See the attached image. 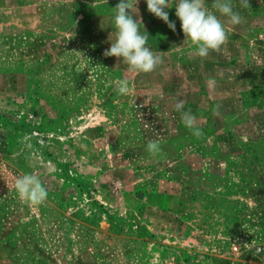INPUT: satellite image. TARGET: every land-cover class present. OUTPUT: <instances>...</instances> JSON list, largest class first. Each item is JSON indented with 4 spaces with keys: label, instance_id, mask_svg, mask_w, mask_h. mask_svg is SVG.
Here are the masks:
<instances>
[{
    "label": "crops",
    "instance_id": "0c3cea01",
    "mask_svg": "<svg viewBox=\"0 0 264 264\" xmlns=\"http://www.w3.org/2000/svg\"><path fill=\"white\" fill-rule=\"evenodd\" d=\"M118 2L0 0V34L10 33L14 24L63 34H80L83 26V34H95L101 41L103 60L116 72V80L108 84L117 87L118 80L129 81V94L115 100L117 110L92 113L82 144L69 145L67 178L60 173L59 160H54L50 177L61 190L70 188L69 197L80 204L74 208L77 215L94 217L87 208L98 204L117 230L158 237L153 245L159 264H215L209 257L193 260L186 254L207 247V240L184 217L181 200L192 197L191 189L205 181L202 173L209 166L218 197L226 184H264V0H249L250 8L231 0L244 18L240 25L216 13L228 39L207 58L197 56L195 46L184 41L176 0H169L165 9L175 32L148 12L146 0L137 5L132 0L133 19L141 21L140 32L148 35L146 46L163 58L150 73L131 72L116 57L103 55L116 39L113 9ZM212 2L205 0L215 11ZM178 100L196 117L200 138L182 123L175 110ZM150 140L160 143L155 156L146 149ZM261 195L264 198V191ZM243 198L253 199L247 192ZM90 199L94 203L86 202Z\"/></svg>",
    "mask_w": 264,
    "mask_h": 264
},
{
    "label": "rangeland",
    "instance_id": "374dc122",
    "mask_svg": "<svg viewBox=\"0 0 264 264\" xmlns=\"http://www.w3.org/2000/svg\"><path fill=\"white\" fill-rule=\"evenodd\" d=\"M83 33V26L80 34H63L14 24L0 34V264H159L158 237L117 230L98 204L88 205V216L95 215L86 220L75 213L80 204L70 188L61 190L50 177L59 160L67 178L69 145L82 144L91 114L118 106L117 87L108 84L116 72L96 35ZM211 168L192 197L181 200L184 217L207 240L186 254L215 264L264 262V184H222L218 197ZM26 173L47 189L43 204L20 200L14 181ZM245 192L253 199H244Z\"/></svg>",
    "mask_w": 264,
    "mask_h": 264
},
{
    "label": "clouds",
    "instance_id": "9594fccd",
    "mask_svg": "<svg viewBox=\"0 0 264 264\" xmlns=\"http://www.w3.org/2000/svg\"><path fill=\"white\" fill-rule=\"evenodd\" d=\"M146 4L149 13L175 32V22L170 21L169 14L165 11L170 8L169 0H146ZM240 4L244 8H250L249 0H240ZM211 7L215 11L206 7L205 0H176L175 3V15L181 23L184 41H190L196 48L195 54L201 58H207L210 52H219L228 39L225 26L217 12L220 16L227 17L228 23L233 26L244 22L240 13L234 11L231 0H213ZM132 9V0H119L113 9L116 39L110 43V48L106 49L103 55L116 57L126 64L131 72L150 73L163 63V58L146 46L148 35L141 34L142 23L139 19H133ZM130 90L127 79L117 81L118 95H128ZM175 110L181 113V121L185 127L192 130L195 137L200 138L203 133L197 127L196 117L191 110H184L183 100L176 102ZM146 149L153 156L157 155L161 150L159 141L150 140ZM14 186L20 200L31 205H41L48 197L47 189L39 177L31 173L18 176Z\"/></svg>",
    "mask_w": 264,
    "mask_h": 264
}]
</instances>
